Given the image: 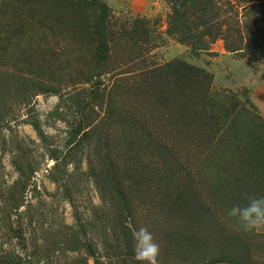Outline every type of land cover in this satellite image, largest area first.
Listing matches in <instances>:
<instances>
[{
    "label": "rangeland",
    "instance_id": "374dc122",
    "mask_svg": "<svg viewBox=\"0 0 264 264\" xmlns=\"http://www.w3.org/2000/svg\"><path fill=\"white\" fill-rule=\"evenodd\" d=\"M19 1L0 0V264H137L139 226L158 264H264V226L226 216L264 195V152L222 109L264 121V0Z\"/></svg>",
    "mask_w": 264,
    "mask_h": 264
},
{
    "label": "clouds",
    "instance_id": "9594fccd",
    "mask_svg": "<svg viewBox=\"0 0 264 264\" xmlns=\"http://www.w3.org/2000/svg\"><path fill=\"white\" fill-rule=\"evenodd\" d=\"M226 216L234 219L240 230H259L264 226V195L248 196L243 205L233 204L227 209ZM131 236L132 258L137 264H158L160 246L153 233L147 227L139 226L132 230Z\"/></svg>",
    "mask_w": 264,
    "mask_h": 264
},
{
    "label": "trees",
    "instance_id": "16d2710c",
    "mask_svg": "<svg viewBox=\"0 0 264 264\" xmlns=\"http://www.w3.org/2000/svg\"><path fill=\"white\" fill-rule=\"evenodd\" d=\"M16 3L20 2L19 0H13ZM90 1H94V0H90ZM84 2L88 3V0H84ZM95 4V3H94ZM22 5V3H21ZM183 6V5H181ZM99 8L101 9L102 13L105 15L107 13V8L100 4ZM101 21L98 22L96 25L94 24V27L96 29V35L97 34H101L103 33V31L105 30L106 24L108 23V21H106L105 23V19H100ZM182 40H184V38L182 37ZM98 53H99V57L104 58L106 57V45L105 43H99L98 46ZM179 66H183V65H179ZM184 68H188L187 66H184ZM193 73V75H192ZM196 73L195 70H191L190 74H184V77H192L194 76L195 78V82H196V75H194ZM192 75V76H191ZM204 77L208 76L206 74H204ZM200 84L205 85L204 82H200ZM206 86V85H205ZM236 94L232 95V93L229 91L227 94H225L226 99L229 98L235 101L236 98ZM245 96V95H244ZM247 102V103H246ZM246 103V104H245ZM245 103H240L238 102V107H232L230 104L227 107H223L222 109L226 112L225 115L228 117L230 115H234L233 118L231 119L230 117L228 119H226V121L224 122V128H229L231 126H233V132L232 133H227L226 131H223V133L226 134V137H231L232 140H236V143L239 145H243V141L246 139L247 143L249 142V144L252 145V149L251 152H257L258 150H260V148L263 150L264 152V121L262 119V116L260 115V113L256 110V108L250 104L247 100V97H245ZM236 115H244L246 117L245 123L247 126H245V129H235L236 127V121L235 118L237 116ZM232 131V129H231ZM244 133H246L247 135H244ZM221 138V142L226 141L227 138ZM250 152V153H251ZM238 204H241V202L239 201Z\"/></svg>",
    "mask_w": 264,
    "mask_h": 264
}]
</instances>
